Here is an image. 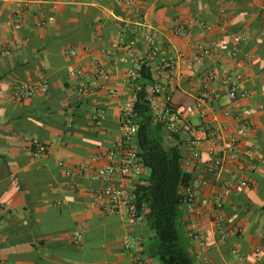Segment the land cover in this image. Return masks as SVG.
I'll return each mask as SVG.
<instances>
[{
	"label": "crops",
	"instance_id": "0c3cea01",
	"mask_svg": "<svg viewBox=\"0 0 264 264\" xmlns=\"http://www.w3.org/2000/svg\"><path fill=\"white\" fill-rule=\"evenodd\" d=\"M122 1L0 0V42L10 50L0 57V264H131L123 237L132 236L145 248L153 235L145 221L130 224L125 210L108 212L95 205V191L106 181L65 173L81 165L100 166L98 152L120 140L121 108L133 94L130 75L142 62L177 106L192 104L205 75L221 67L250 94L231 105L213 81L205 117L188 118L196 128L223 123L231 132L245 123L241 145L259 144L261 162L255 171L238 174L246 187L222 194L219 229L210 197L228 180L225 171L209 175V186L198 194L199 215L180 206L178 224L194 264H264V111L259 109L264 105V0H131L128 7ZM19 2L27 5L16 22L12 10ZM178 25L187 28V36L174 34ZM195 42L211 53L190 62ZM68 49L75 54H66ZM94 59L104 71L95 82L114 89L116 96L76 91L79 78L69 71L80 68L94 78ZM41 76L49 83L46 94L10 99L15 83ZM32 138L48 147L45 154H33L26 141ZM192 218L198 219L206 245L200 254L188 235ZM235 228L240 231L234 233ZM141 258L143 264H158L144 250Z\"/></svg>",
	"mask_w": 264,
	"mask_h": 264
},
{
	"label": "built area",
	"instance_id": "2783aa9c",
	"mask_svg": "<svg viewBox=\"0 0 264 264\" xmlns=\"http://www.w3.org/2000/svg\"><path fill=\"white\" fill-rule=\"evenodd\" d=\"M125 7L130 6L131 0H123ZM27 3L19 2L15 4L12 10V18L14 21L21 20L22 7ZM222 23H225L226 14L220 11ZM52 18L49 17L48 21ZM206 30H210V26L203 24ZM263 29L260 32L261 42L264 44V16L262 18ZM175 35L185 37L188 30L184 25H178L173 30ZM238 40L245 37L237 35ZM146 40L152 42L150 37L146 36ZM195 52L190 58V62H198L204 56L210 55L209 47L201 43L193 44ZM90 52V49H85ZM10 53L9 48L0 42V57L7 56ZM66 54L74 55L72 49L66 50ZM90 70L94 73V78H90L89 71L76 68L69 71L70 76L79 78L76 85V91L79 94H90L97 90H105L108 96H116L114 89H106L102 83H96L95 80L104 75L103 69L98 65L96 60H92ZM137 76L136 71L130 75L131 80ZM218 81L226 91L228 103L238 106V101L247 99L250 94L246 91H240L237 80L230 77L228 69L221 67L218 71H212L205 75L202 80L201 88L195 101L190 105H174L168 95L163 93V89L159 84H153L146 88V99L150 105V109L155 123L161 124L166 131V142L171 147L181 150V167L191 177L190 181L180 191L182 196V205L187 207V211L195 212L196 216L201 210L198 205V194L209 186V175L220 171L228 173L229 178L220 190L212 193L211 199V217L216 227L219 229L221 225V212L223 210V202L221 196L224 192L235 188L247 186L246 179H236L238 174L244 172L255 171L260 158V145L252 144L248 147L241 145V139L246 135L247 128L245 123H241L235 132L229 131L225 124H218L210 128H196L192 126L188 118L197 116L205 117L207 102L209 100L210 84ZM49 90L48 80L41 76L38 80H24L15 83L12 86L9 95L12 100H26L35 95L46 94ZM264 94V87L261 88ZM135 99L133 93L130 101L125 103L120 112L119 122L121 129V138L115 142L110 148L98 152L97 158L103 163L90 169L87 165H81L77 168L67 169V175L89 174L92 179L104 180L106 184L101 189L95 191V205L101 210L108 212H116L120 210L126 211L127 221L130 224H138L145 221V211L139 212L135 203L136 185L140 183L144 171L142 163L137 157L135 148V135L137 126L133 122L132 104ZM259 109L264 111V105H259ZM229 111L224 110V115ZM103 111H99L94 116V120L98 121ZM27 144L31 148L33 154H45L48 147L35 138L27 139ZM96 158H93L95 160ZM60 165L62 163H59ZM195 172V174H194ZM3 211V205H0V213ZM240 229L235 228L234 233ZM188 235L198 244V254L202 253L206 245L202 240V228L197 218H192L188 222ZM225 232L220 233L223 238ZM73 237L76 241H81V234L75 232ZM123 247L132 255L131 264H143L142 246L137 239L132 236L123 237ZM231 253L237 258H241L236 248Z\"/></svg>",
	"mask_w": 264,
	"mask_h": 264
},
{
	"label": "trees",
	"instance_id": "16d2710c",
	"mask_svg": "<svg viewBox=\"0 0 264 264\" xmlns=\"http://www.w3.org/2000/svg\"><path fill=\"white\" fill-rule=\"evenodd\" d=\"M130 81L135 94L133 122L137 126V157L148 172L136 185V206L145 211V222L153 233L143 249L158 264H194L181 239L179 219L181 189L191 177L181 167V150L166 144V131L153 121L146 88L155 84L149 65L142 62Z\"/></svg>",
	"mask_w": 264,
	"mask_h": 264
},
{
	"label": "rangeland",
	"instance_id": "374dc122",
	"mask_svg": "<svg viewBox=\"0 0 264 264\" xmlns=\"http://www.w3.org/2000/svg\"><path fill=\"white\" fill-rule=\"evenodd\" d=\"M180 233H181V230L179 229Z\"/></svg>",
	"mask_w": 264,
	"mask_h": 264
}]
</instances>
